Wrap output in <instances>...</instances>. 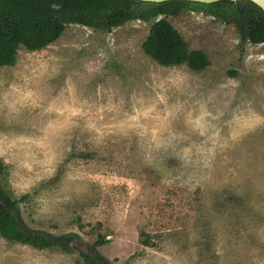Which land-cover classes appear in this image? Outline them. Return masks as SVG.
Instances as JSON below:
<instances>
[{
  "label": "rangeland",
  "instance_id": "obj_1",
  "mask_svg": "<svg viewBox=\"0 0 264 264\" xmlns=\"http://www.w3.org/2000/svg\"><path fill=\"white\" fill-rule=\"evenodd\" d=\"M169 21L206 70L157 64L138 21L68 25L0 69L3 188L33 229L90 255L105 236L113 264H264V44L201 11ZM0 264L85 262L0 236Z\"/></svg>",
  "mask_w": 264,
  "mask_h": 264
},
{
  "label": "trees",
  "instance_id": "obj_2",
  "mask_svg": "<svg viewBox=\"0 0 264 264\" xmlns=\"http://www.w3.org/2000/svg\"><path fill=\"white\" fill-rule=\"evenodd\" d=\"M187 10L201 11L225 25H233L243 43L264 44V12L251 2L205 5L181 1L151 4L138 0H0V69L14 67L21 48L37 52L56 42L68 25L110 32L129 22L140 21L153 22L142 47L148 57L163 67L187 65L201 72L211 65L208 56L199 50L190 51L183 36L169 21ZM5 173L6 166L0 161L2 238L40 251L60 249L66 254L79 251L85 264H113L97 251V247L108 243L105 236L99 235L90 255L70 242L71 238L80 239L75 233L58 236L31 228L19 207L29 196L13 199L2 185ZM142 236L143 245L153 246L149 236Z\"/></svg>",
  "mask_w": 264,
  "mask_h": 264
},
{
  "label": "water",
  "instance_id": "obj_3",
  "mask_svg": "<svg viewBox=\"0 0 264 264\" xmlns=\"http://www.w3.org/2000/svg\"><path fill=\"white\" fill-rule=\"evenodd\" d=\"M138 1L143 3H151V4H162L171 1H181V2H192V3L205 4V5L215 4L223 1H228L233 3L251 2L264 12V0H138Z\"/></svg>",
  "mask_w": 264,
  "mask_h": 264
},
{
  "label": "flooded vegetation",
  "instance_id": "obj_4",
  "mask_svg": "<svg viewBox=\"0 0 264 264\" xmlns=\"http://www.w3.org/2000/svg\"><path fill=\"white\" fill-rule=\"evenodd\" d=\"M138 22H140V21H138Z\"/></svg>",
  "mask_w": 264,
  "mask_h": 264
}]
</instances>
